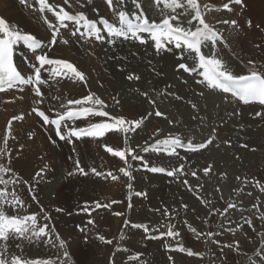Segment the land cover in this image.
<instances>
[{
	"label": "bare ground",
	"instance_id": "obj_1",
	"mask_svg": "<svg viewBox=\"0 0 264 264\" xmlns=\"http://www.w3.org/2000/svg\"><path fill=\"white\" fill-rule=\"evenodd\" d=\"M215 1L198 0V3L204 12L206 22L219 30L226 41L218 43L215 49L217 57L232 72V69L237 71L236 74L233 72L234 75H250L253 69L264 74V0H245V8L230 4L233 11L223 8L229 0H217L218 3ZM48 2L57 6V10L59 7H64L70 14L82 12L90 20L99 22L104 18L113 24L118 23L116 12L120 8L110 9L105 0H92V3H88V0H80L79 3L77 0H69L71 7L65 4L64 0H48ZM139 2L146 16L160 20L159 9L153 1L139 0ZM80 4L84 6L81 7ZM39 8L38 0H26V4H21L20 0H0V18L5 19L10 25H16L24 33L40 39L47 51L51 31L42 17H46L53 24L55 17L46 10L41 13ZM122 8L132 14L137 11L133 0H126ZM224 20H236L239 27L233 28L218 23ZM248 20L252 21L250 28L247 26ZM98 26L102 28L99 23ZM72 27L70 25L69 29L61 30L63 37L69 42L67 44L58 42L52 47L49 56L71 62L85 74L86 83L64 78L59 79L58 82L50 81L48 86L41 85L44 96L43 102L39 105L35 103L39 98L34 96L31 86L28 85L17 86L0 94V148L5 147V135L9 137L5 152L0 153L2 157L0 163L13 170L12 173H0L3 179L10 181L7 185L0 184V190L8 193L9 200L12 198L11 194L15 192L27 206L26 210L18 208L14 211L10 206L5 205L6 214L22 216L38 213L40 224L47 223L49 228L55 229L41 241H30L26 238L0 241V251H4L5 246L7 247L9 264L12 255L20 258L22 262L35 260L64 264L60 260L63 250L59 248L60 242L55 239L57 235L65 242L68 258L72 263L101 264L99 260H102L105 251L97 241L90 238L95 233H91L93 230L90 231L88 228L89 216H94L97 222L103 215L110 220L117 219L114 228L117 229L124 215L133 214L138 218L148 219L151 215L160 212L168 200L171 201L182 193L189 194L193 197L192 201L197 202L202 221L196 224L201 228L196 231L194 247L185 234V231L195 232L192 231L193 228L180 229L182 232L177 245L178 248L183 247L185 251H178L179 264H264V107L256 104L245 105L231 94L205 88L203 93L201 92L203 95L200 100L205 107L201 108L198 105L195 109L192 106L193 110L186 109L182 103V69L177 72L175 67L183 62L177 59L181 54L180 50L156 55L150 43L140 45L137 42L119 40L110 45L107 39L104 42H97L94 38L81 39L79 35L74 37L70 34ZM102 35L106 37V33L102 32ZM204 51L208 52V49ZM14 60L23 75L27 76L31 73L34 56L31 51L25 50L23 45L17 46ZM129 74L140 78L128 81L126 77ZM43 78H48L46 72ZM90 93L100 98L107 105L103 110L113 116L123 117L129 121L144 118L142 125L135 132L128 134L127 145L124 140L125 134L115 132H109L101 138L84 136L77 140L75 137H70L71 144L67 140L60 141L55 135V128L51 124L45 125L32 112L36 107L44 111L50 119H55L57 113H63L68 107L74 109L93 107V105L67 104L69 100L82 99ZM54 96L59 99H53ZM176 96L181 99H176ZM149 100L154 103H149ZM156 111H160L162 115L156 116ZM206 111L210 121L208 129L191 133L190 140L192 144L205 139L211 141L208 148L215 181L211 184L212 188L209 187L211 191L207 196L202 193L186 192L187 189L183 190L182 183L181 189L177 174L169 177L162 173L147 172L142 169L140 161H131L130 157L128 159L135 170L132 171L134 179L129 181L119 171L124 167V162L105 151V145L114 150L132 147L137 150L136 154L144 157V161L150 167L170 170L164 165L167 163V154L153 151L144 153L140 149L169 136L180 137L183 127L198 117L199 113L206 116ZM18 116H22L23 119H14ZM106 119V117L89 115L75 120L73 126L87 128L92 123ZM169 120L172 121L171 125ZM61 131H64L63 127ZM182 143L189 144L186 141ZM176 154L187 155L179 148L176 149ZM77 161L87 175L80 174L79 169L76 168ZM93 168L96 172L105 175H95L91 172ZM70 172L73 175H69ZM108 172L117 179L113 180L110 176H106ZM37 173L40 175L38 176ZM25 181L28 183L26 184ZM129 183L131 187H128ZM30 188L33 189L32 194L29 192ZM32 195H35L37 200H33ZM97 203L101 207L97 208ZM229 203L235 204L236 207L228 209L224 215H221L220 213ZM41 206L50 217L49 221L42 219ZM56 209L61 211L58 212ZM216 209L220 212L211 214ZM114 212L122 215H113ZM214 217L215 221H218L217 224H212ZM221 218H224L223 223ZM247 221L251 222L252 227H249ZM208 233H212L211 237ZM85 240L90 242L86 260L75 257L86 243ZM188 250L199 255L189 256ZM152 264L173 263L164 261L162 257L160 261Z\"/></svg>",
	"mask_w": 264,
	"mask_h": 264
},
{
	"label": "snow or ice",
	"instance_id": "obj_2",
	"mask_svg": "<svg viewBox=\"0 0 264 264\" xmlns=\"http://www.w3.org/2000/svg\"><path fill=\"white\" fill-rule=\"evenodd\" d=\"M80 0H77L79 3ZM110 9L115 10L120 8L116 15L118 17V23L113 24L104 18H101L99 22L90 20L87 18L86 14L80 12L76 14H70L65 10L64 7H59L48 2V0H38L40 5V12L43 13L45 10L51 13L55 17V24L50 22L46 17H42L44 23L47 25L48 29L51 31V38L48 45V50L45 51V44L32 34L24 33L19 30L16 25H10L5 19L0 18V92H4L9 89H14L18 85H28L31 86L34 96L39 98L35 101L37 105L43 102V92L41 90V85L48 86L50 81H57L59 79H74L81 83H86L85 74L79 71L71 62L65 61L63 59L50 58L49 52L52 47L58 42L67 44L69 41L65 39L62 35L63 29H69L72 25L70 34L72 36H77L81 39H91L94 38L97 42H104L107 39V43L112 45L119 40L137 42L140 45L149 44L154 49L156 55H161L162 53L174 52L175 50H180V55L177 57L178 60L183 62L178 63L176 71L179 72L181 69L183 72L187 73L189 76L200 77L196 80V83L206 86L209 90L218 91L223 94H231V96L237 99L239 102L248 105L251 103H258L264 105V74L258 73L256 70H252L250 75H234L233 72L225 65V63L217 57L215 49L218 43L226 42L222 33L219 32L214 26L206 22L204 18V12L201 10V5L198 0H153L155 6L159 9V16L161 17L159 21L155 19H150L141 10L142 5L139 0H133V5L137 10L135 14L129 13L122 8L126 3V0H105ZM21 4H26V0H20ZM65 4H69V0H64ZM88 3H92V0H88ZM230 4H235L241 8L246 7L245 0H229V3L223 5V8L228 11H233ZM83 7V4H80ZM71 7V4H69ZM207 7L206 5L204 6ZM219 9H217L218 11ZM102 25V28L98 26ZM218 23H223L230 25L233 28H238V22L236 20H224ZM247 26L252 27V21H247ZM259 27V25H257ZM83 29V31H81ZM102 32L106 33L102 35ZM23 45L26 49L30 50L34 56V62L32 63L31 73L27 76L23 75L18 71L14 64V53L17 46ZM208 49V52L204 50ZM188 60L193 63L190 66ZM47 66V67H46ZM47 73V79L43 78V74ZM128 81L139 80V76L134 74H129L127 77ZM23 90V89H21ZM142 95H147L146 93H141ZM53 99H59L58 97H52ZM176 99H181V97L176 96ZM149 103H154V101L149 100ZM69 106L71 105H93V107H80L74 109L68 107L63 113H57L55 119H49L47 115L38 108L34 107L32 112H34L38 117H40L45 125H53L55 127V135L60 141L67 140L69 144L72 143L70 137H75L79 140L81 137L88 136L94 138L104 137L109 132L123 133L125 134V144H128L129 133L135 132L139 128L144 118L140 120L129 121L123 117L113 116L103 109L107 107L104 102L95 97L93 94H89L87 97L77 100H69L67 102ZM64 107V105H61ZM195 107V105H193ZM98 116L106 117V121L97 122L90 124L87 128H77L73 126L75 120L84 118L86 116ZM156 116H161L160 111H156ZM234 115H239V113H234ZM256 115H262L261 113H256ZM167 118V117H165ZM14 119H23L22 116L14 117ZM169 123H172L169 120ZM11 125V121H9ZM64 129L62 132L61 129ZM8 135L4 137V148H0V153H4L7 148ZM31 138V137H30ZM55 143V141H53ZM207 143H211L208 141ZM207 146L206 143L199 145H194L191 142L187 145L186 150L188 151H198ZM247 147V145H243ZM139 147V146H138ZM185 145L182 143L179 136H169L163 140H156L155 144L147 145L140 149L144 153L153 151L156 153L164 152L169 156L176 155V149L184 148ZM105 151L110 153L115 157H119L121 161L124 162V167H121L119 171L124 177H127L129 181L133 180L132 163L129 161H140L143 170L151 173H162L169 177H173L177 173L183 174L181 168H173L172 170H166L163 167H150L144 157L136 154V149L132 147H126L120 150H114L112 147L105 145ZM2 159V157H0ZM10 163V161H9ZM210 167V166H209ZM76 168L79 169L81 175H87L83 168L80 167L79 161L76 162ZM12 169L3 163H0V173H12ZM208 169H205V175L208 174ZM91 172L97 176H104V173L96 172V169H91ZM15 175V173H13ZM39 176L40 173H37ZM73 175V173H69ZM195 176V173H192ZM106 176H110L113 180L117 177L113 176L111 172H108ZM239 179V177H237ZM9 180L3 179L0 176V184L7 185ZM27 184L28 182L25 181ZM187 183V181H184ZM128 187H131L129 183ZM30 194H32L33 189L30 188ZM12 198L9 200L8 193L6 191L0 190V241H8L9 239L26 238L30 241H41L42 238L49 236L51 232H54V228H49V224H40L38 222V213L25 214V215H8L5 211V205L10 206L14 211L19 209H25L26 205L24 201L13 192ZM138 195H140L138 193ZM251 195V193H249ZM33 200H37L35 195H32ZM115 203V202H114ZM99 208L101 205L96 204ZM103 207H110V205H103ZM131 207V205H129ZM182 207L187 208V205H182ZM236 207L235 204L229 203L227 208L221 212L224 215L228 209ZM87 211V209H85ZM56 211H61V209H56ZM220 212L216 209L211 214ZM40 213H43L42 219L44 221H49L50 217L45 213L44 208L40 207ZM113 215H122L121 213L114 212ZM167 215V212H165ZM88 224L92 225L93 220L89 219ZM207 223V221H206ZM249 227H252L250 221H247ZM124 225H129V220H124ZM133 228L144 227L143 225H131ZM144 230L147 232L148 229L145 227ZM83 231V229H81ZM195 231V229H192ZM170 238H175L180 235L179 232L172 230L169 227L166 233H162L158 237H151L153 239H161L163 236ZM199 235V234H197ZM211 237L212 233H208ZM59 241V248L63 250V256L68 258L69 253L65 248V242L61 240L59 235L55 237ZM99 239L104 244H112L113 241L105 239L102 236H98ZM125 237L122 234L117 241V245L113 252V256L116 252L124 251L119 246V241L124 240ZM87 242V240H85ZM19 247V245H17ZM170 251H180L184 252L183 247L172 249L170 246ZM225 247H230V245H225ZM187 255H199L193 253L191 250L187 251ZM171 260L172 257L170 256ZM0 264H9L7 259V247L5 246L4 251H0ZM10 264H50L48 261L40 262L35 260L21 261L20 258L15 255L11 256ZM69 264L71 262L69 261ZM109 264H112L111 258Z\"/></svg>",
	"mask_w": 264,
	"mask_h": 264
},
{
	"label": "rangeland",
	"instance_id": "obj_3",
	"mask_svg": "<svg viewBox=\"0 0 264 264\" xmlns=\"http://www.w3.org/2000/svg\"><path fill=\"white\" fill-rule=\"evenodd\" d=\"M152 1L153 0H151V2ZM215 2L218 3L217 0ZM261 39H262V37H261ZM262 41H263V39H262ZM192 63L193 62L191 60H188V64L190 66L192 65ZM232 70H233L234 74H236L237 71H235L234 69H232ZM182 74L183 75H182V79H181V86L183 87L182 103H183L184 108L191 110L193 105H195V107H193V109L198 107V105H200L201 108L205 107L204 104L200 100H202L201 97L203 95V94H201V92L203 93V90H205V88H207V87L204 85L196 83L195 80L200 79V77L189 76L187 73L183 72V70H182ZM183 77H185V78H183ZM185 85H188V86H185ZM194 86H196V87H194ZM187 87H189V88H187ZM198 89H199V91H198ZM196 94H198V95H196ZM183 98H185V99H183ZM186 105L188 106V108ZM205 113H206V116H202L199 113L198 117H196L195 119H193L192 121H190L187 125H185L183 127V130H184V131L182 130L183 134L182 133L180 134V138L183 140L182 142L186 141L187 143L188 142L192 143V141L190 140L191 139V137H190L191 133H194L195 131L198 132L199 130L202 131V130L208 129V127L210 125L208 111H206ZM198 121H200V123ZM171 124L172 123H169V125H171ZM193 125H195V126H193ZM193 129H194V131H193ZM196 129H198V130H196ZM190 131H192V132H190ZM184 133H187V134L189 133V134L187 135ZM186 137H187V139H186ZM205 141H208V139L198 141L194 144V145H199L202 143H206L208 145L203 149L195 151V153L193 151L186 150L187 145H185L184 148H179V149H181V151H185L187 155H182V154H176L173 156L167 155V163H165L164 165H165V167L169 168L170 170L173 168H181L182 169V172L184 175L177 173V176L179 177L178 179H180V185L182 183V185L184 186V188H183L181 185V189L182 188H183V190L187 189L186 192H188V193H192V194L202 193L204 196H207V194L211 191V188H212L211 184L215 181L214 180L215 179V177H214L215 173L212 170V164L210 162V160H211L210 155H209L210 149L208 148L210 144L205 142ZM200 142H202V143H200ZM188 153H189V155H188ZM178 156H180L181 159ZM171 159H173V161H171ZM207 162L210 164H208ZM207 164H208V166H207ZM193 169L196 172L197 171L198 172L197 173L194 172ZM205 169L209 170L207 175H205V173H204ZM210 171H211V173H210ZM192 173H195L197 176L196 175L193 176ZM199 175H201V176H199ZM199 177H201V178H199ZM181 179L183 182L181 181ZM198 180H199V182H198ZM184 181H187V183H184ZM195 181H196V183H195ZM209 187H211V188H209ZM197 190L200 192H198ZM186 192L184 191V193H186ZM176 198H178V199H176ZM176 198L172 199L171 200L172 202L170 200H168L169 202L167 201L165 206L162 208L163 211L161 210L160 212H157L156 214L151 215L150 218H148V219H145L142 217L138 218L137 216H135L133 214L124 215L123 217H121L122 218L121 224L118 226L117 229H114L116 227L115 222L117 219H115V220L111 219L110 220L108 217H105V215H103L100 218V220L97 222V220H96V218H94V216H89L88 220L91 219V220H93L94 223L92 225L88 224V228L90 229V231L93 230L91 233H95V234H92L94 236H91L90 238L97 241L98 245L101 246V249L105 251V254L102 257V260H99L101 262V264H109L110 258H111L112 264H152L154 262L160 261V259L162 257H163L164 261H167V262H170L173 264L174 263L179 264V260H178L179 256H177L179 254V252L176 251L174 253L175 250L170 251L169 248L166 247V245L167 246L170 245V247H172V249L178 248V245H177L178 241L177 240H179L180 235L178 237H175V238H170V237H167L166 235L163 236V238H161V239L151 238L154 236L158 237L162 233H166L168 231L169 227H172L173 231L179 232L180 234L182 232V230H180L181 228L182 229H185L187 227L193 228V229H195V232L185 231V234H187L186 238L190 242L191 246L194 247V239L196 236V231L201 228L200 226H198L196 224L198 221H202V217L199 214L200 211H198L197 202H194V200L192 201L193 197H190L189 194L184 195L182 193L180 195H177ZM175 200H179V201L175 202ZM187 200H188V202H186ZM192 202H194V204ZM182 205H187V208L182 207ZM165 212H167V215H165ZM125 219L130 220L129 225H127V226L124 225ZM131 219H132V221H131ZM134 219H135V221H134ZM220 220L222 221V223L224 222V218H221ZM137 222H138V224H137ZM217 223H218V221H215V217L212 218V224H217ZM133 224L143 225L144 227H140V229L139 228H133L131 226ZM145 227L148 229L147 232L144 230ZM113 230H114V232H112ZM122 234L124 235L125 239L122 241H119V246L122 247L123 249H126V250L116 252L115 255L113 256V252H114L115 247L117 245V241L119 240V237ZM98 236H102L105 239L112 240L113 243L110 245L104 244L99 239H97ZM89 243L90 242H86L83 245V247L81 248V250H79L75 254V257L78 256V257L86 260L88 258V245H89ZM140 247H141V249H140ZM153 248H155V249H153ZM151 249H152V251H151ZM107 253H109V254H107ZM173 254H174V257H173ZM170 256L172 257L171 260L169 259ZM156 258L158 260L155 261L154 259H156ZM60 260L64 264H69V261L72 263V261L69 260V258H65L63 256V254H61ZM72 264H74V263H72ZM84 264H87V263H84Z\"/></svg>",
	"mask_w": 264,
	"mask_h": 264
}]
</instances>
